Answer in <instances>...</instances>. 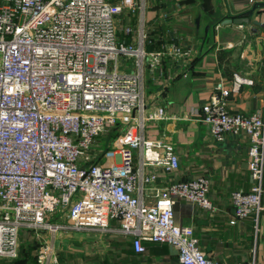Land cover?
I'll return each mask as SVG.
<instances>
[{"label": "built area", "instance_id": "2783aa9c", "mask_svg": "<svg viewBox=\"0 0 264 264\" xmlns=\"http://www.w3.org/2000/svg\"><path fill=\"white\" fill-rule=\"evenodd\" d=\"M144 11V0H0V261L16 260L20 238L28 235L37 264H60L45 235L107 231L116 222L136 254L148 242L175 249L179 264H229L207 256L193 228L173 218L176 200L214 210L210 180L155 188L154 173L134 168L135 147L141 167L168 173L177 167L164 134L145 137L147 127L169 119L161 102L147 109L145 78L163 76V61L178 64L190 54L172 42L146 50ZM125 14L139 17L136 31L130 19L117 27ZM124 57L133 64L120 70ZM252 84L238 73L230 86L220 77L208 101L190 112L215 142L240 134L251 140L253 183L230 194L231 225L258 221L264 210V113L228 109L231 94ZM110 132L119 136L102 148ZM125 134L129 141L118 145Z\"/></svg>", "mask_w": 264, "mask_h": 264}, {"label": "crops", "instance_id": "0c3cea01", "mask_svg": "<svg viewBox=\"0 0 264 264\" xmlns=\"http://www.w3.org/2000/svg\"><path fill=\"white\" fill-rule=\"evenodd\" d=\"M250 1L164 0L163 6L159 0H144L145 49L157 51L163 43L172 42L190 49V54L178 64L163 61V76L157 73L145 78L147 109L155 101L161 102L169 118L159 126L147 127L145 137L157 140L164 134L175 148L177 167L169 173L160 166L141 167V152L135 147L134 168L141 169L143 174L154 173L155 188L200 176L210 180L209 197L214 210L205 211L176 200L173 218L177 226L193 228L199 247L207 256L229 264L250 261L264 264V210L258 221L251 218L234 225L229 223L233 217L230 194L252 187L251 140L240 134L215 142L200 116L190 112L208 101L220 77L230 86L233 74L238 73L253 84L241 86L231 94L229 111L264 113V0H257L256 5ZM248 17L249 24H223L227 18ZM138 19L137 25L136 22L131 25L134 30L139 27ZM256 21L262 24L256 25ZM169 75L174 78L169 79ZM117 136L110 132L100 142L115 141ZM122 141H129L127 134L117 140L118 145ZM262 202L264 207V195ZM118 228L121 225L113 222L107 231L79 230V234L59 231L53 237L45 235L44 240L47 236L45 241L52 242L60 264H179L177 251L168 245L144 242L145 252L136 254L130 237L120 234ZM28 240L29 249L36 246L30 237Z\"/></svg>", "mask_w": 264, "mask_h": 264}, {"label": "rangeland", "instance_id": "374dc122", "mask_svg": "<svg viewBox=\"0 0 264 264\" xmlns=\"http://www.w3.org/2000/svg\"><path fill=\"white\" fill-rule=\"evenodd\" d=\"M161 1V5L165 6V3H164V0L162 2V0H159ZM159 4V3H158ZM136 14L134 16H132V14L130 15H124L123 16V21L121 19H118V22H117V27H125L126 24H127V21L128 19L131 20V25L134 26L135 25V22H136ZM136 25H137V22H136ZM135 30H136V26H135ZM119 34V32H118ZM119 39H121V35H118ZM119 64H120V70L122 69H125V68H128L130 69L132 67V64H133V60L128 58V57H124V58H120L119 60ZM106 146V141L105 142H102V148H105ZM70 232H73L74 234H79V232L77 231H70ZM20 233L22 234V230H20ZM23 233H26L25 231H23ZM29 237V236H28ZM28 237L26 236L21 238L20 240V245H19V253H18V258L16 259L15 262L13 261H0V264H37V259H36V248L35 246L32 247V249H29V244L27 241L28 240ZM49 237H51L49 235ZM48 237L46 236L45 237V240H47ZM25 259V260H24Z\"/></svg>", "mask_w": 264, "mask_h": 264}, {"label": "water", "instance_id": "95a60500", "mask_svg": "<svg viewBox=\"0 0 264 264\" xmlns=\"http://www.w3.org/2000/svg\"><path fill=\"white\" fill-rule=\"evenodd\" d=\"M254 11L256 10L255 8L253 9ZM250 23V18H235V19H231V18H227L223 21V24H235V25H245V24H249ZM256 25H261L262 23L260 21H256L255 22Z\"/></svg>", "mask_w": 264, "mask_h": 264}, {"label": "trees", "instance_id": "16d2710c", "mask_svg": "<svg viewBox=\"0 0 264 264\" xmlns=\"http://www.w3.org/2000/svg\"><path fill=\"white\" fill-rule=\"evenodd\" d=\"M16 260H14L13 262H15Z\"/></svg>", "mask_w": 264, "mask_h": 264}]
</instances>
